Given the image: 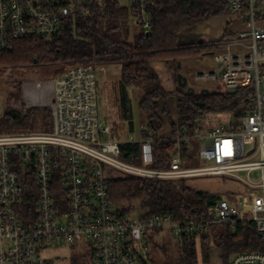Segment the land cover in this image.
Masks as SVG:
<instances>
[{
  "label": "built area",
  "instance_id": "2783aa9c",
  "mask_svg": "<svg viewBox=\"0 0 264 264\" xmlns=\"http://www.w3.org/2000/svg\"><path fill=\"white\" fill-rule=\"evenodd\" d=\"M84 1L105 0H0V53L28 37L50 40L75 5ZM223 1L242 27L222 39L214 68L195 78L220 82L226 91L250 88L247 111L225 122L208 115L192 134L162 137L177 142L178 150L195 142L197 156L208 164L184 166L178 151L170 168H152L157 141L152 129L146 128L145 138L132 134L125 141L116 139L114 122L100 106L99 73L105 69L78 63L47 85L53 93L51 130L0 133V264H54L47 252L63 246L91 252L94 264H150L149 238L158 232L170 231L176 237L196 232L201 251L202 233L218 223L253 221L264 241V28L259 23L264 0ZM126 7L133 22L149 31L142 0H129ZM122 142L141 144L142 165L120 158ZM256 171L260 177L253 179ZM117 173L159 179L218 176L233 186L219 193L222 199L206 204V218H144L142 210H134L120 219L113 214L109 196L110 180ZM29 195L36 208L25 218L21 204ZM229 263L264 264V252L233 253Z\"/></svg>",
  "mask_w": 264,
  "mask_h": 264
},
{
  "label": "trees",
  "instance_id": "16d2710c",
  "mask_svg": "<svg viewBox=\"0 0 264 264\" xmlns=\"http://www.w3.org/2000/svg\"><path fill=\"white\" fill-rule=\"evenodd\" d=\"M149 15L151 28L146 31L132 20V11L119 0H105L102 4L84 1L77 3L63 22L61 31L47 41L39 42L25 38L15 42L14 49L0 53V73L10 70L6 78L0 79V94L8 85L5 101L6 110L0 117V133L34 131L41 125V131L53 126L51 109L46 106H30L26 110L23 102V80L19 72L26 67L40 65H65L58 73L62 75L78 63L94 65L121 64L119 75L120 106L130 119L134 129L129 98V89L142 92L139 108L147 119V128L152 129L156 142L154 163L158 170L171 167L173 157L182 154L184 166H190L196 156L195 142L182 144L163 139L166 118L171 121L173 136L192 134L198 122L208 115L232 114L239 118L248 108L250 88H238L234 93L228 90L201 93L188 92L181 87L177 75L181 69L177 64L183 58L213 54L221 47L222 39L211 41H182L183 36L196 25L208 19L230 14V7L223 0H142ZM173 62L176 75V90L169 92L162 85L160 77L151 67L153 60ZM174 96L177 103L178 120H172L168 98ZM164 102V105H163ZM144 128L141 135L145 138ZM119 133L114 128V137ZM120 158L135 165H142L141 144L122 142ZM21 178L25 176L23 169ZM61 176L58 183H62ZM29 180L34 182L33 176ZM187 179H159L135 175H122L110 180L109 196L113 214L126 219L134 210H142L143 217L154 215L171 216L173 220H199L207 217V203L222 199L223 195L193 188ZM29 195L21 208L25 214L35 213L36 200ZM157 234H160L158 232ZM196 232L177 237L178 264L198 262ZM203 249L210 244L217 246L225 264L233 253L264 252V241L259 237L256 224L231 223L213 224L202 235ZM205 252V251H204ZM150 255V253H149ZM89 256L84 257L88 259ZM93 263L95 259L91 257ZM207 259V256H206ZM80 264L79 258L72 259Z\"/></svg>",
  "mask_w": 264,
  "mask_h": 264
},
{
  "label": "rangeland",
  "instance_id": "374dc122",
  "mask_svg": "<svg viewBox=\"0 0 264 264\" xmlns=\"http://www.w3.org/2000/svg\"><path fill=\"white\" fill-rule=\"evenodd\" d=\"M124 6L129 4V0H119ZM229 18V14L216 16L208 19V21L196 25V34L201 39H209L213 37H219L218 39L225 38L226 35L232 34L233 30H228L229 25L234 21V18ZM261 27L264 28V19H262ZM263 24V25H262ZM225 34V35H224ZM218 51V50H217ZM216 62L213 54L197 55L196 57L183 58L178 62L177 67L181 69L178 74H183L188 78V86H192L197 91L207 89L212 93L214 91L225 90L222 83L217 81H203L199 82L196 80L195 76L198 73L205 72L214 68ZM173 62H167L166 60H160L159 63H154L152 69L155 70L160 77L162 85L169 92H174L176 90V75L174 67H172ZM104 67V71L99 73L100 81V106L103 114L108 112L111 118L115 117L116 120L121 118V113L119 109V75L121 70V64H101ZM65 65H40L31 66L23 68L19 72V77L23 80V102L26 106V110L30 106H46L51 109V99L53 97L52 90L47 86L54 79L58 77V73L65 69ZM10 74V70L5 73H0V79L6 78ZM38 82L42 84L37 85ZM52 84V83H51ZM8 85L3 87V94H0V117L4 115L6 110L5 95L8 90ZM130 94V104L132 110L133 121L135 123V131L130 132L128 128L123 132L121 136L124 138H129L130 135H134L135 138L139 137L141 130L146 129L147 119L144 113L139 108V98L142 96V92L138 93L136 89H129ZM168 105L170 108L172 120L177 122V103L174 96L168 98ZM164 105V102H163ZM214 121L225 122L232 119V114H215L212 116ZM122 121V120H121ZM120 121V122H121ZM167 126H171V121L167 119ZM119 122V124H120ZM129 127V125L127 124ZM37 131H41V125L35 128ZM34 130V131H36ZM129 136V137H128ZM208 164L205 160H202L195 156L193 163L190 166H204ZM117 177L122 176V174L117 173ZM253 179H258L260 177V172L256 171L251 174ZM187 184L193 188L220 193L224 188L232 187L231 182L224 181L221 177L210 176V177H198L187 179ZM150 243V264H178V238L170 231H164L157 236L149 238ZM47 255L53 260L54 264H73V258H79L80 264H94L91 257L92 254L89 251L77 252V249L71 246L55 247ZM211 259L207 264H224L225 260L220 257V250L217 246L212 244L211 248ZM89 256L88 259L84 257ZM203 264V263H201Z\"/></svg>",
  "mask_w": 264,
  "mask_h": 264
},
{
  "label": "crops",
  "instance_id": "0c3cea01",
  "mask_svg": "<svg viewBox=\"0 0 264 264\" xmlns=\"http://www.w3.org/2000/svg\"><path fill=\"white\" fill-rule=\"evenodd\" d=\"M216 17V16H215ZM230 18H234L232 15L229 14V18H226V20L230 19ZM208 21V20H207ZM206 22V21H205ZM203 23V22H202ZM199 25V24H198ZM263 25V24H262ZM241 25H240V22L239 20H237L236 18H234V21L231 23V25H229L228 27V30H232L234 29L232 32H235L237 30H240L241 29ZM195 28V27H194ZM192 29L190 31H188L187 33L184 34L183 36V39L182 41L184 42H191V41H211V40H217V38L219 37H213V38H209V39H201L199 36H196V35H193V33L196 32V28L195 29ZM196 34V33H195ZM225 35V34H224ZM222 39V38H221ZM160 60H153L151 62V67H153V64L154 63H159ZM168 62V61H167ZM155 72V70H154ZM100 82V81H99ZM130 91V90H129ZM129 98H130V94H129ZM119 106H120V96H119ZM120 109V113H121V118H120V115H119V119L116 120L115 117L112 118L113 122H114V128L117 127V131L119 133V136H118V140H121V141H125L127 140L128 138H122L121 136L123 135V132L126 130V128L129 129V131L132 133L135 131V123H134V129L131 130V127H130V119L128 117H126L123 113V109L121 108V106L119 107ZM166 118V117H165ZM122 120V121H121ZM121 121V122H120ZM120 122V124H119ZM127 124L129 125V127L127 126ZM147 128V127H146ZM141 133H142V130H141ZM140 133V135H141ZM129 137V136H128ZM160 137H164V138H170V137H173V132H172V128L171 126H167V121H166V124H165V127L164 129L160 132ZM211 248H212V244L209 245L207 251L204 250L202 248V250L198 252V262L196 264H207V262H209V260L211 259ZM205 251V252H204ZM206 256H207V259H206ZM220 257L221 256V252H220ZM223 258V257H222ZM224 259V258H223ZM225 264V263H224Z\"/></svg>",
  "mask_w": 264,
  "mask_h": 264
},
{
  "label": "water",
  "instance_id": "95a60500",
  "mask_svg": "<svg viewBox=\"0 0 264 264\" xmlns=\"http://www.w3.org/2000/svg\"><path fill=\"white\" fill-rule=\"evenodd\" d=\"M177 81H178V83H180L179 85L181 86V87H188V92H195L196 91V89L195 88H193L192 86H188V78L186 77V76H184L183 74H178L177 75ZM207 92V93H211L209 90H207V89H203V90H201V93H204V92ZM230 93H234L235 92V90H230L229 91Z\"/></svg>",
  "mask_w": 264,
  "mask_h": 264
}]
</instances>
